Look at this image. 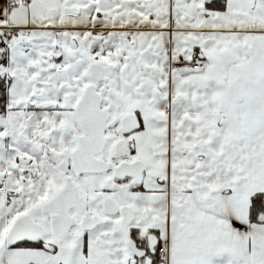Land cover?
Wrapping results in <instances>:
<instances>
[{
	"label": "snow or ice",
	"instance_id": "snow-or-ice-1",
	"mask_svg": "<svg viewBox=\"0 0 264 264\" xmlns=\"http://www.w3.org/2000/svg\"><path fill=\"white\" fill-rule=\"evenodd\" d=\"M0 264H264V0H0Z\"/></svg>",
	"mask_w": 264,
	"mask_h": 264
}]
</instances>
